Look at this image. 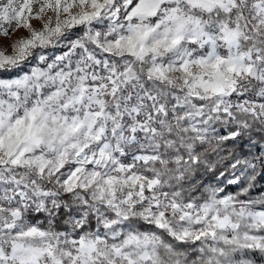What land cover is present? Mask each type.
<instances>
[{"label": "snow or ice", "instance_id": "1", "mask_svg": "<svg viewBox=\"0 0 264 264\" xmlns=\"http://www.w3.org/2000/svg\"><path fill=\"white\" fill-rule=\"evenodd\" d=\"M0 264H264V0H0Z\"/></svg>", "mask_w": 264, "mask_h": 264}, {"label": "trees", "instance_id": "2", "mask_svg": "<svg viewBox=\"0 0 264 264\" xmlns=\"http://www.w3.org/2000/svg\"><path fill=\"white\" fill-rule=\"evenodd\" d=\"M228 151H231V149H227L226 151H225V153H223V155H227V152ZM249 151V148L247 147V146H245L244 148H243V154H247V152ZM253 151H255V149H253ZM210 159H212L213 160V162H216L217 161V157H216V155H215V153H210ZM228 163H230V161L229 160H227V159H225L223 162H221L220 164H219V168H224ZM202 175H204V179L205 180H207V179H209L210 177H211V173H208V174H203V173H201ZM231 187H236V186H231Z\"/></svg>", "mask_w": 264, "mask_h": 264}]
</instances>
